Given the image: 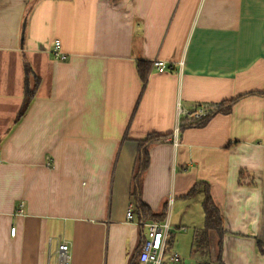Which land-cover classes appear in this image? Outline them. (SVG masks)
<instances>
[{
  "label": "crops",
  "instance_id": "0c3cea01",
  "mask_svg": "<svg viewBox=\"0 0 264 264\" xmlns=\"http://www.w3.org/2000/svg\"><path fill=\"white\" fill-rule=\"evenodd\" d=\"M238 96L171 143L177 101ZM151 132L171 133L148 145L140 178L141 200L169 218L163 264L200 259L201 183L227 231L220 246L209 232L211 264H264V0H0V264H59L58 238L69 264H141L130 187ZM187 230L188 247L173 241Z\"/></svg>",
  "mask_w": 264,
  "mask_h": 264
},
{
  "label": "trees",
  "instance_id": "16d2710c",
  "mask_svg": "<svg viewBox=\"0 0 264 264\" xmlns=\"http://www.w3.org/2000/svg\"><path fill=\"white\" fill-rule=\"evenodd\" d=\"M140 74L143 77L144 72L142 71V66H144V71L146 70L147 63L144 61H139L137 64ZM27 77V76H26ZM28 78V77H27ZM34 95V88H29L27 86V79L25 82V87L23 91V99H22V107L18 112V116H21L26 110L31 98ZM240 96L236 98H232L227 101H223L219 103L218 107L210 112L208 115L203 117L200 120H189L188 118H182L180 121L179 129H182L187 126H201L205 123V121L214 113L218 111L229 112L232 103L238 99ZM171 133L162 135L157 134L155 132H151L146 135V137L142 140L138 141V150L137 155L135 157V162L133 166V173L131 176V187H130V196L133 198L135 203V213L137 216V221L145 222V221H160L164 218L165 212H161L159 214L153 213L149 207L141 200L140 198V178L142 173L146 170L148 166V152L147 147L152 143H157L166 140V137L170 136ZM242 175V174H241ZM204 185L203 189V199L201 202L202 212H203V223L202 226L193 230L192 235V248L195 253L199 256V261L196 264H211L210 262V254L208 247V235L210 231H214L218 236V246L221 245L223 236L227 233L223 217L221 212L215 202L213 201L208 187L205 183H201ZM196 185L191 187L187 192L186 196H190L195 190ZM259 251L264 253V248L261 243H258ZM216 264H223L220 255L217 256Z\"/></svg>",
  "mask_w": 264,
  "mask_h": 264
},
{
  "label": "built area",
  "instance_id": "2783aa9c",
  "mask_svg": "<svg viewBox=\"0 0 264 264\" xmlns=\"http://www.w3.org/2000/svg\"><path fill=\"white\" fill-rule=\"evenodd\" d=\"M52 54L58 60H64L66 55L62 52L60 47L59 40H55L53 42V48L51 50ZM178 65L182 64V61L178 62ZM151 66L157 72H164L167 70H173L174 66L172 64H168L164 60L161 59H153L151 61ZM218 104H209V103H200L196 104L192 109L184 108L178 101L175 106V114H176V125L173 129L172 135L170 137V141L174 146L178 145V128L180 125V121L182 118H188L189 120H200L214 109L218 107ZM45 166L51 167L50 158L46 157ZM170 202V199H169ZM21 211V210H20ZM125 218L127 221L133 222V206L130 204L126 210ZM138 225L143 226V239L141 241L139 247L138 260L141 264H163L162 256L165 249V244L167 240V236L169 233V218L168 215L160 221H146L139 222L135 221ZM15 228H10V233L14 234ZM51 238H48V245L51 243ZM69 246L68 243L58 238L56 241V249H55V257L59 264H69ZM179 256L177 253L173 252L170 254V260H177Z\"/></svg>",
  "mask_w": 264,
  "mask_h": 264
},
{
  "label": "rangeland",
  "instance_id": "374dc122",
  "mask_svg": "<svg viewBox=\"0 0 264 264\" xmlns=\"http://www.w3.org/2000/svg\"><path fill=\"white\" fill-rule=\"evenodd\" d=\"M188 235H189V230L185 232H180V233H175V237L173 238V241H178V243H182V245H186L188 247ZM182 236V237H181Z\"/></svg>",
  "mask_w": 264,
  "mask_h": 264
}]
</instances>
